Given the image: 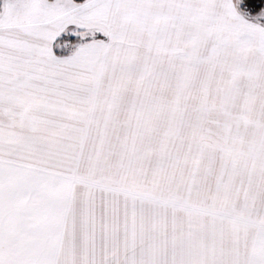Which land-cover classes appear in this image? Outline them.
<instances>
[{
    "label": "rangeland",
    "instance_id": "374dc122",
    "mask_svg": "<svg viewBox=\"0 0 264 264\" xmlns=\"http://www.w3.org/2000/svg\"><path fill=\"white\" fill-rule=\"evenodd\" d=\"M0 2V62L6 61L4 56L18 54L13 61L15 67H22L26 62L21 59L23 52L54 50L52 37L47 35L45 40L39 31L48 29V24L58 17V37L66 34L78 38L75 43H65L69 54L58 56V67L78 68L73 77H78L80 87L94 84L105 88V98H100L105 111L103 119L91 127L84 124V129L75 134H127L140 145L126 154L125 171H112L115 177L121 176V182L136 178L133 180L144 184L143 192L132 194L141 200L128 198V203L136 207L131 228L117 234L118 219L111 215L109 250L105 248V235L101 252H81L82 258L73 260L74 264L217 263L213 257L217 252L206 251L201 257H192L194 252L199 253L194 245L186 251L178 250L179 245L176 249L161 246L173 245V228L175 242L188 238L190 230L180 228L184 221L188 226L196 225L211 220L213 211H245L254 177H262L264 9L252 14L242 8L243 0ZM258 2L251 0L250 4L256 6ZM98 35L104 38H97ZM71 55L77 57L68 59ZM6 78L0 76V83L5 84ZM3 116L0 115V260L38 259L39 252L23 245L21 250L7 249L6 204L7 199L12 200L8 181L13 179L14 195L18 191L23 195L29 189L25 191L21 183L17 184L22 167L12 172L8 162L29 155L31 144L41 137L48 141L49 134H30L28 124ZM39 149L47 153L46 158L53 154V150H44L43 146ZM89 153L85 151L82 157L91 159ZM157 167L160 175L165 171L170 174L167 180L171 185L160 186L155 193L152 179L156 172L152 170ZM140 176L143 181L138 179ZM167 180L165 175L164 183ZM172 191L174 194H169ZM27 195L25 210L31 212L35 207ZM16 205L15 211L22 208L21 203ZM157 215L159 223L155 224ZM31 221L18 218L9 224L33 234L36 229ZM94 222L98 226L100 219ZM143 226L146 233L150 234V228L161 233L156 250L150 249L151 234L146 235L147 242L145 233L134 234ZM236 233L231 237L232 248L240 243ZM140 237L144 241L135 243ZM139 246L142 250H137ZM245 246L246 243L240 248H248ZM231 254L228 262L240 260V253ZM249 263L264 264V260Z\"/></svg>",
    "mask_w": 264,
    "mask_h": 264
},
{
    "label": "crops",
    "instance_id": "0c3cea01",
    "mask_svg": "<svg viewBox=\"0 0 264 264\" xmlns=\"http://www.w3.org/2000/svg\"><path fill=\"white\" fill-rule=\"evenodd\" d=\"M48 25V29L41 30L39 33L43 34L45 40L47 35L49 38L52 37V48L58 38V17ZM23 53L20 54L21 59L26 62L22 67H15V61H13L18 54L11 53L9 56H4L6 61L0 62V64L5 62L0 67V76H7L5 84L0 83V108H3L0 109V115H4V118L11 119L13 122L15 119L21 124H28L30 134L40 136L49 134V140L46 141V137H41L39 142L31 144L29 155L26 153L22 159H13V162H8L10 163L8 169L12 172L22 167L19 174L22 177L18 179L17 184L21 183L25 191L29 189L23 195L20 191L14 195L12 193L13 179H9L8 193L12 200L7 199L6 219L8 221L5 231H7L9 251L29 247L30 251L39 252V258L26 260L5 258L0 260V264H74L73 260L76 262L82 258L81 252L89 251L85 253L86 255L94 251L101 252L105 235L108 246L105 248L109 250L112 243L111 215L118 219V224H115L118 229L117 234L119 232L124 234L127 228H131L136 207L128 203L130 201L128 198H139L137 194H132L141 192L144 184L138 182L139 180H133L136 178L121 182V179H118L121 176L118 174L115 177L112 171L121 172L123 169L125 171L126 154L140 145L136 141L132 142L131 137L127 138V134L119 136L75 134L84 129V124L91 127L103 119L105 111L100 104V98L105 96L102 94L105 88L96 87L94 84L80 87L78 77H73L78 74V68L58 67L60 57L53 49ZM72 57L75 59L77 56L71 55L68 59ZM22 128L23 132H26L27 128L24 125ZM101 136L108 140L105 141ZM42 146L44 150H53L49 158L45 157L46 152L43 154L39 149ZM85 151L91 152L89 153L91 159L82 157ZM139 151L141 152L140 149ZM171 160L173 168L172 157ZM260 169L262 177H254L255 183L247 192L245 211L237 209H233L231 213L213 211L211 220L207 218V222L199 221L196 225L188 226V222L184 221L180 228L190 230L188 238H183L182 242H175L173 234L176 230L173 228L171 231L173 245L167 246L162 243L161 247L176 249L179 245L178 250L186 251L191 250L190 245H194L199 253L194 252L192 257H201L206 251L217 252L213 256L218 261L215 264H250L251 260H264L263 162ZM152 171L156 172L152 179V186L157 188L155 193L159 192L160 186L171 185L167 180L170 175L167 171L162 175L158 167ZM165 175L167 181L164 183ZM138 179L143 181L141 176ZM27 193L31 198V206L35 207L31 212L25 210ZM169 194L174 193L172 191ZM159 196L163 197V195ZM18 202L21 203L22 208L15 211L18 208L15 203L18 204ZM116 203L118 205H115ZM180 214L184 219L186 218L184 213L180 212ZM18 218L32 220L36 231L33 234L28 232L30 234L28 239L27 232L17 230L14 225L11 228V223L9 224L11 219ZM95 219H100L98 226H95ZM154 221L155 224L159 223V215ZM138 229L134 231V234L145 233L146 242L148 241L146 235L151 234L150 249L156 250L161 242V233L153 232L152 228H150V234L146 233L144 226ZM235 233L241 239L240 243L232 248L231 237H235ZM213 234L215 236L212 238ZM142 241L144 237L136 239L135 243H142ZM245 243L248 248H240ZM186 244H188L187 247ZM137 250H142V246L137 247ZM230 252L240 253L238 255L240 260L228 262L227 259L233 257V254L229 255Z\"/></svg>",
    "mask_w": 264,
    "mask_h": 264
},
{
    "label": "trees",
    "instance_id": "16d2710c",
    "mask_svg": "<svg viewBox=\"0 0 264 264\" xmlns=\"http://www.w3.org/2000/svg\"><path fill=\"white\" fill-rule=\"evenodd\" d=\"M52 1V0H48ZM75 4H82L87 0H72ZM251 0H243L242 8H245L247 11H249L252 14H256L259 11L264 9V0H259V2L254 6V4H250ZM0 8H1V2H0ZM97 38H104L101 35H98ZM77 37L69 36L66 34L61 35L55 40L54 43V50L56 54L58 55H66L69 54V51L65 48L66 42H72L75 43L77 41Z\"/></svg>",
    "mask_w": 264,
    "mask_h": 264
}]
</instances>
